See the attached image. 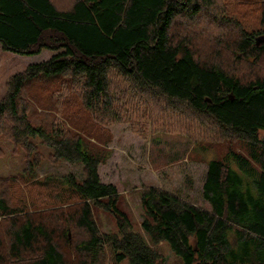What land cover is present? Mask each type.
<instances>
[{
	"label": "trees",
	"instance_id": "trees-1",
	"mask_svg": "<svg viewBox=\"0 0 264 264\" xmlns=\"http://www.w3.org/2000/svg\"><path fill=\"white\" fill-rule=\"evenodd\" d=\"M228 1L0 0L2 49L53 52L6 80L0 138L23 149L29 173L41 156L36 140L53 162L81 164L83 172L81 179L0 177V264H100L104 251L113 264H165L160 242L179 256L174 264H264V43L256 44L264 0H249L250 28L231 17ZM201 20L212 28H200ZM119 87L154 101L159 113L185 110L221 137L245 142L246 155L230 141L207 162L201 195L209 208L143 186V234L134 229L116 186L99 177L109 151L82 115L105 123L128 112ZM34 202L48 209L35 212ZM98 209L113 217L115 231L100 230Z\"/></svg>",
	"mask_w": 264,
	"mask_h": 264
},
{
	"label": "rangeland",
	"instance_id": "rangeland-1",
	"mask_svg": "<svg viewBox=\"0 0 264 264\" xmlns=\"http://www.w3.org/2000/svg\"><path fill=\"white\" fill-rule=\"evenodd\" d=\"M252 1V0H251ZM251 1L245 0L241 5H235V0H229L231 17L244 20L249 28L256 24V7ZM57 6H63L69 0H54ZM199 27L211 29L206 20H201ZM264 43V39L259 44ZM52 51L43 49L38 54L22 55L0 46V96L5 90L6 80L14 73L22 71L26 65L48 59ZM244 66L238 67L241 72ZM126 84H118V86ZM116 91L124 109L114 120L100 122L96 115L83 113L92 127L96 129L99 144L109 151L107 160L98 167L99 177L102 182L112 183L120 194V207L128 214L136 231L143 234L140 228L142 209L140 205V191L143 186L154 185L172 191L186 200L198 206L209 208L201 195L202 182L207 167V162L213 158L222 157L228 150L230 141L232 147L246 155L245 142L236 139H226L217 134L213 126H206L207 121L194 119L181 112L179 108L165 109L158 112L157 106L145 96H138L132 91L119 87ZM65 94L66 89H64ZM76 95H80L79 91ZM81 93V92H80ZM60 94V93H58ZM122 96V99L120 97ZM75 107L80 108V99L75 98ZM138 108V110L136 109ZM41 156L39 163L33 168V172H27L29 164L25 152L19 146H15L6 137L0 138V177H13L17 180L30 177L43 180L46 177L58 178L67 174L83 178L82 165L69 163L65 160L53 162L50 157V149L39 143ZM31 157H29L30 159ZM234 167V164L230 162ZM36 191L30 192V201ZM48 202V201H47ZM34 204V205H33ZM48 204V203H46ZM71 204V203H70ZM42 205H45L42 203ZM36 202L30 206L38 207L35 212L48 209L41 208ZM95 221L103 232L116 230L113 217L103 211L94 210ZM67 240L72 245L73 229H67ZM163 255L165 264H174L180 261L168 244L160 242L155 246ZM100 264H113L110 254L104 251ZM120 264H128L123 261Z\"/></svg>",
	"mask_w": 264,
	"mask_h": 264
},
{
	"label": "water",
	"instance_id": "water-1",
	"mask_svg": "<svg viewBox=\"0 0 264 264\" xmlns=\"http://www.w3.org/2000/svg\"><path fill=\"white\" fill-rule=\"evenodd\" d=\"M263 39H264V35L257 36L256 37V44H259V42ZM229 98L232 99L233 97L230 95Z\"/></svg>",
	"mask_w": 264,
	"mask_h": 264
}]
</instances>
